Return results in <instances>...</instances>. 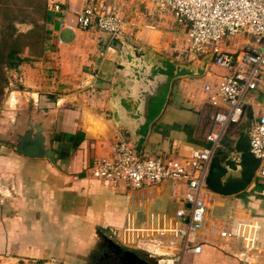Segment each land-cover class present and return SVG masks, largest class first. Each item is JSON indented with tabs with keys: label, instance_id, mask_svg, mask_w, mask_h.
<instances>
[{
	"label": "crops",
	"instance_id": "obj_1",
	"mask_svg": "<svg viewBox=\"0 0 264 264\" xmlns=\"http://www.w3.org/2000/svg\"><path fill=\"white\" fill-rule=\"evenodd\" d=\"M89 1L65 0L61 13H48L39 51L23 52L22 61L8 68L9 95L0 106V264H85L103 236L108 238L110 230L118 232L128 215L142 224L149 212H171L184 205L179 183L173 189L168 181L133 188L86 173L93 157L108 155L110 144L127 136L110 119L107 102L116 79V36L95 27L75 31L63 27ZM105 3L122 15L133 4L132 15L123 16L120 32L130 42L175 60L173 53H184V28L171 13L157 12L141 0ZM249 42L250 36L238 33L225 37L221 48L237 52ZM218 68L221 75L226 72ZM219 76L206 69L198 78L175 79L142 153L186 157L201 148L200 115L208 100L203 87ZM245 107L250 115L264 116V70L255 89L247 92ZM24 114L50 123L55 166L46 158L20 155L5 143L16 119ZM205 200L202 227L191 241L199 251L184 252L179 264H264V180L254 179L231 196L208 192ZM254 223L258 224L253 235L243 224ZM222 230L228 235L220 237ZM245 247L248 263L237 258Z\"/></svg>",
	"mask_w": 264,
	"mask_h": 264
},
{
	"label": "built area",
	"instance_id": "obj_2",
	"mask_svg": "<svg viewBox=\"0 0 264 264\" xmlns=\"http://www.w3.org/2000/svg\"><path fill=\"white\" fill-rule=\"evenodd\" d=\"M64 1L45 0L44 9L61 13ZM141 1L157 12L171 13L176 24L184 28L186 61L197 63L202 55L210 53L209 63L226 71L203 87L208 96L200 115L204 144L186 157H135L128 140L120 139L110 144L108 155L93 157L86 173L111 185L124 182L133 188L168 181L173 189L179 183L184 205L171 212H149L142 224L128 215L118 232L110 230L107 234L121 248L142 253L151 264H179L184 252L199 251V245L191 241L204 220L208 191L203 181L210 158L223 149L220 142L228 128L240 123L245 114L243 97L255 89L264 70V0ZM123 19L121 11L105 0H90L63 27L68 31L95 27L117 36ZM238 33L250 36L247 47L237 52L223 50L221 41ZM247 134L249 151L259 159L253 179L264 180V116L249 115ZM257 224L243 225L254 235ZM219 235L228 233L222 230ZM248 248L238 253L239 261L248 263Z\"/></svg>",
	"mask_w": 264,
	"mask_h": 264
},
{
	"label": "water",
	"instance_id": "obj_3",
	"mask_svg": "<svg viewBox=\"0 0 264 264\" xmlns=\"http://www.w3.org/2000/svg\"><path fill=\"white\" fill-rule=\"evenodd\" d=\"M114 60L115 81L110 84L108 105L112 122L126 131L135 157L142 154L151 124L161 113L172 82L178 78L201 77L209 64L210 53L197 63L179 62L172 57L151 51L129 41L121 33ZM41 116L24 114L11 127L5 143L20 155L46 158L55 166L54 151L49 146L51 125ZM249 115L244 114L236 136L228 148L215 152L210 158L203 188L220 196L244 191L252 182L259 159L249 151ZM188 207V204H186ZM103 242L116 256L115 264H151L136 251L121 248L103 236Z\"/></svg>",
	"mask_w": 264,
	"mask_h": 264
},
{
	"label": "rangeland",
	"instance_id": "obj_4",
	"mask_svg": "<svg viewBox=\"0 0 264 264\" xmlns=\"http://www.w3.org/2000/svg\"><path fill=\"white\" fill-rule=\"evenodd\" d=\"M43 2H45V0H0V48H6L5 43H2L1 39L4 40L7 38L8 34H11L16 35V41L18 43V47L20 48V56L25 51L28 54L37 53L39 51L42 43L41 37L43 35L46 36L48 23L47 15L42 18L44 12ZM132 5L133 4H130L129 7L125 9L123 16L125 15L126 17L128 14L129 16L132 15ZM171 26L173 25H170V27ZM170 30H174V28H170ZM172 55L175 56V58H177L176 60L179 62L186 61L187 58V56L181 51L173 53ZM218 69L219 68L217 66H212L210 63L207 66V71L215 77L221 75V72ZM7 71L8 68L3 67L2 73L5 78V84L3 86L4 90H2V93L0 94V106L4 100L7 99V79L9 78L12 80L11 75L7 74ZM175 83L177 85L178 81ZM202 85L203 84L201 83V87ZM246 96L247 94L243 97L244 101ZM242 123L243 122H241L240 125ZM240 125L238 124L228 128L220 142L221 146L228 148L230 142L236 136L237 129ZM146 155L147 154L145 152L142 153V156Z\"/></svg>",
	"mask_w": 264,
	"mask_h": 264
},
{
	"label": "trees",
	"instance_id": "obj_5",
	"mask_svg": "<svg viewBox=\"0 0 264 264\" xmlns=\"http://www.w3.org/2000/svg\"><path fill=\"white\" fill-rule=\"evenodd\" d=\"M45 2H43L44 4ZM44 9V7H43ZM48 13L45 11L43 12V16L42 18L45 17V15H47ZM12 33V32H11ZM45 38V36L43 35L41 37V40L43 41V39ZM2 43H5L6 48H0V94L2 93L3 90V86L5 84V78L4 75L2 73L3 67H7V68H12L17 66L21 61H22V57L19 55V47H18V43L16 41V35H11L8 34L7 38H5L4 40L1 39ZM5 69V68H4ZM244 113L247 115H250L249 110L246 108H244ZM220 152V151H218Z\"/></svg>",
	"mask_w": 264,
	"mask_h": 264
},
{
	"label": "flooded vegetation",
	"instance_id": "obj_6",
	"mask_svg": "<svg viewBox=\"0 0 264 264\" xmlns=\"http://www.w3.org/2000/svg\"><path fill=\"white\" fill-rule=\"evenodd\" d=\"M97 252L90 255L85 264H115L116 256L103 241L99 243ZM139 255V254H138ZM140 256V255H139ZM142 257V256H141Z\"/></svg>",
	"mask_w": 264,
	"mask_h": 264
}]
</instances>
